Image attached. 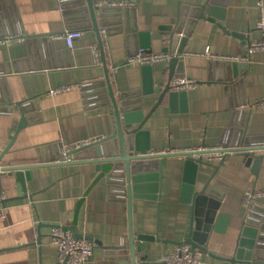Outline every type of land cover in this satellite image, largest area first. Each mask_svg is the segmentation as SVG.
Here are the masks:
<instances>
[{
	"label": "crops",
	"instance_id": "obj_1",
	"mask_svg": "<svg viewBox=\"0 0 264 264\" xmlns=\"http://www.w3.org/2000/svg\"><path fill=\"white\" fill-rule=\"evenodd\" d=\"M205 1L136 0L131 14L121 18L116 14L107 21L98 17L99 28L105 22L111 30L103 46L116 97L132 107L141 105L147 114L168 80V63L151 65L155 99L144 101L146 65H131L128 59L143 50L140 47L164 53L173 20L188 7L181 29L187 28L189 37L184 78L195 80L198 86L188 90L185 99H178L174 111L166 98L147 121L150 154L219 146L239 148L245 143L264 147V108L255 106L264 98V50L249 56V64L224 63L198 55L207 49L215 56L248 55L251 44L263 38L257 23L264 0H228L224 27H219L218 21L198 20L193 10ZM60 2L0 0V37L24 36L0 42V155L12 141L21 119L17 103L28 101L31 108L26 115L30 126L18 136L1 165H43L31 171L33 179L27 188L32 198L13 199L23 196L20 184L8 173L0 178L9 200L7 217L0 219V264H41L39 247L29 245L36 242L39 226L42 234H49V225L68 226L73 222L78 202L99 175L96 164L88 160L108 156L115 144L100 143L68 155L81 141L96 142L112 135L116 125L103 60L97 65L92 53L93 46L100 43L93 27L87 28L92 21L90 12L86 6L74 5V0H66L67 9ZM188 20L194 23L188 25ZM72 27H83V35L68 49L60 35ZM61 85L72 88L49 94ZM64 148H71L67 155L73 161L64 162ZM185 159L166 156L142 163L146 171L158 168L161 162L163 173L160 200L133 199L135 233L155 238L142 242L138 262L164 264L163 256L175 246L167 240L188 237L192 206L180 199ZM199 169L197 192L203 190L212 172L203 165ZM217 178L218 183L210 187L213 194L198 196L196 215L198 219L212 216V228L219 216L228 220L223 232L211 230L207 241L210 253L199 252L202 264H224L211 254L232 258L246 220L264 238V198L251 210L245 205L247 193L264 190V159L252 168L243 155L232 154ZM110 185L102 179L85 197L79 213V232L102 244L86 264L131 261L129 250L122 248L129 244L128 199ZM103 246L121 249L107 250ZM259 261L264 263V248ZM57 263L58 248L47 240L42 246V264Z\"/></svg>",
	"mask_w": 264,
	"mask_h": 264
},
{
	"label": "water",
	"instance_id": "obj_2",
	"mask_svg": "<svg viewBox=\"0 0 264 264\" xmlns=\"http://www.w3.org/2000/svg\"><path fill=\"white\" fill-rule=\"evenodd\" d=\"M74 5L78 7L86 6L90 12L92 20L93 30L98 35L100 43L101 57L103 60L104 68L106 71V82L108 84V90L110 100L113 106L114 118L116 130L112 135L104 138L103 140L93 142L89 145L81 148L73 149L68 155H74L82 150H86L93 146H97L100 143L114 142V148L108 156L101 158L89 159L88 162L96 164V170L99 173L97 178L88 188L84 196L80 199L76 206L73 222L68 226L61 225H49L52 229L61 228L62 230L69 232L76 239H87L95 242L97 245H102L101 242L96 240L92 236H85L79 232L78 218L79 213L84 203L85 197L90 191L102 180L107 179L110 182V188H115L120 193L124 194L128 199V218H129V244L123 249L129 250L131 261L129 264H153L150 262H138V254L141 253L142 242H153L155 238L153 236H145L136 234L133 228L132 212H133V199H142L150 201H158L162 195V184L161 177L163 173V163L158 164V168L143 171L144 161H149L155 158L163 159L166 156H183L185 157L184 163V179L181 189V202L192 206L191 219H190V230L188 237L182 241L167 240V243H171L176 246L188 245L193 252H205L210 253L207 247V241L211 230L217 232H223L226 227L228 218L225 216H219L217 224L212 228V216L208 215L204 218L198 219L196 215V205L199 195L205 196L213 194L210 187H213L215 183H218V173L222 166L226 162L227 158L232 154L243 155L245 157L248 166H254L258 161L264 159V154L256 155L255 152L264 151V147L250 146L243 144L239 148H229L225 150H200V151H180L171 154H150V148L148 146V134L149 132L145 129L147 121L150 119L152 114L164 103L165 99H168L169 107L173 111L177 105L178 99H185L187 97V91H175L171 86V81L174 78L183 79L184 74V58L186 56V45L189 40L187 28L181 30L185 19L188 15V7L182 8L180 14L173 20V25L170 30L169 46H167L163 52L172 55V59L168 63V80L163 86L162 91L157 97L154 107L145 114L143 107L137 105L132 107L128 102L120 101L116 97L111 78L110 70L107 63V57L103 46V39L99 32L98 17H106L110 12V8H100L97 5V0H74ZM68 2L63 4L64 7L68 5ZM228 8V0H206L203 4L197 5L194 8L195 14H197L198 20L207 19L210 22L218 21L221 24H217L219 27H224L223 22L226 17V10ZM67 9V8H66ZM80 9V8H79ZM81 11V10H80ZM113 11V10H111ZM192 11V12H193ZM117 15H122L121 11L115 10ZM119 17V16H118ZM188 20V25L194 23V21ZM187 25V26H188ZM79 27H72L70 29H76ZM241 37L240 34H237ZM34 36H28L27 38H33ZM243 37V36H242ZM24 39V36H8L0 37V42L16 39ZM140 49H145L140 47ZM152 66L146 65L143 67L145 72V81L143 93L145 95L144 101L155 99V82L152 77ZM28 101H22L17 103L19 111L21 113V119L17 125L15 135L10 144L0 155V178L5 173L10 176H15L16 182L20 184L22 188L23 196H19L13 199H21L32 196L29 194L27 183L32 181V170L42 168V164H30V165H14V166H3L1 165L2 159L5 154L10 152L16 143L18 136L23 130L28 129L30 122L26 115L31 111L30 106L27 104ZM220 155L221 159L219 163H213L214 161H206L205 158L216 157ZM213 160V159H211ZM149 165V164H146ZM203 165L212 169L211 174L206 180V184L202 191H196L197 178L200 175L199 167ZM121 173V174H117ZM210 190V191H209ZM9 200H6L8 202ZM247 220L244 222L243 230L241 232V240L239 242L238 249L232 258H224L211 254L212 257L222 261L224 264H264L259 261V253L264 248V238L261 236L259 229H251L247 225ZM39 233L36 242L29 245H35L39 247L41 264H42V246L43 234ZM27 246V245H25ZM19 246V247H25ZM104 247V246H103ZM104 249H121L115 247H104ZM92 261V258L89 262ZM57 264H68L66 262H59Z\"/></svg>",
	"mask_w": 264,
	"mask_h": 264
},
{
	"label": "built area",
	"instance_id": "obj_3",
	"mask_svg": "<svg viewBox=\"0 0 264 264\" xmlns=\"http://www.w3.org/2000/svg\"><path fill=\"white\" fill-rule=\"evenodd\" d=\"M60 5L63 9H66L63 4L66 0H60ZM97 5L100 8H110V12L107 15L106 19L109 20L111 17L116 15L114 11L117 9L121 11L122 15H117L120 18L123 15L129 13H133L136 8V0H97ZM91 19V17H88ZM100 18L102 21H105L101 16ZM86 22L85 24H87ZM104 26L99 28L100 35L103 40L107 39L110 35L111 30L107 25V23L103 22ZM257 26L259 30L263 34L262 40L252 43L251 47L249 48L248 55L244 57L239 56H215L210 52V49H207L205 52L198 54L199 56H204L206 58H210L213 61H219L224 63H236V62H246L247 64L250 63V57L253 53L264 50V3H260V14L258 18ZM92 21L89 22L87 28H92ZM83 27H79L76 29H68L64 34L60 35L62 39H64L66 46L68 49L73 48L75 41L79 39L83 35ZM100 45L95 44L92 48V53L94 56V61L97 65L102 64V57H101V49ZM172 59V55L168 53H161L156 54L149 52L147 50H140L136 53V55L130 57L128 62L131 65H152L158 62H165L169 63ZM171 86L175 91H188L190 89L196 88L198 83L195 80L190 79H180L174 78L171 81ZM72 88V85H61L56 88H53L49 91L50 95H55L57 93L68 91ZM256 107L264 108V98L258 101L255 104ZM93 143V141L86 140L79 142L75 147L81 148L83 146L89 145ZM229 147H222L219 146L218 148H199L195 150H185V151H200V150H215L221 149L225 150ZM71 150V148H64V155L65 161L64 162H71L73 161L67 153ZM180 152V151H179ZM164 154V153H161ZM209 161L220 160V155L216 157H209ZM213 159V160H211ZM264 198V190L260 191H250L246 194L245 197V205L248 209H252L255 204L259 202L260 199ZM8 208L6 205V194L3 191L0 185V219H4L7 217ZM47 240H50L54 245L58 248V259L59 262L63 263L66 262L68 264H86L89 260L93 257L95 248L97 244L87 239H76L72 236L71 233L62 230L61 228H54L49 234H43L42 241L46 243ZM162 261L164 264H202L201 255L199 252H193L188 245H181V246H174L172 251L168 254L163 256Z\"/></svg>",
	"mask_w": 264,
	"mask_h": 264
},
{
	"label": "flooded vegetation",
	"instance_id": "obj_4",
	"mask_svg": "<svg viewBox=\"0 0 264 264\" xmlns=\"http://www.w3.org/2000/svg\"><path fill=\"white\" fill-rule=\"evenodd\" d=\"M176 246V245H175Z\"/></svg>",
	"mask_w": 264,
	"mask_h": 264
}]
</instances>
